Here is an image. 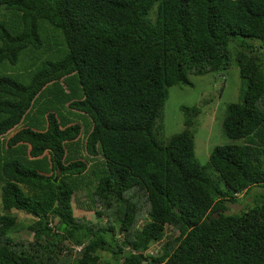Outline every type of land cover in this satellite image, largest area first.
<instances>
[{
    "label": "trees",
    "instance_id": "obj_1",
    "mask_svg": "<svg viewBox=\"0 0 264 264\" xmlns=\"http://www.w3.org/2000/svg\"><path fill=\"white\" fill-rule=\"evenodd\" d=\"M2 7L12 14L0 21V264H264V55L243 41L264 46V0ZM26 59L25 76L5 69ZM231 64L243 85L221 122L232 142L200 165L190 108L180 133L157 140L167 89L223 79ZM73 201L106 222L75 218ZM19 214L26 242L14 237Z\"/></svg>",
    "mask_w": 264,
    "mask_h": 264
},
{
    "label": "rangeland",
    "instance_id": "obj_2",
    "mask_svg": "<svg viewBox=\"0 0 264 264\" xmlns=\"http://www.w3.org/2000/svg\"><path fill=\"white\" fill-rule=\"evenodd\" d=\"M11 14L12 11H5L3 7L0 8V21L8 23V17L11 16ZM42 24L43 23H41V28L38 27V31L39 33L47 36V34H45V31L48 30V25L46 26V28H42ZM42 38L44 37H42L41 35V39ZM59 41L60 40H58V42ZM243 41L246 44L254 47V53L262 58V56L264 55L263 45H261L257 40L243 39ZM52 44L53 43L49 42L51 48L56 47ZM59 47L61 48L62 46ZM59 47L55 48L53 51L59 50ZM28 63L29 62L26 59L14 66H9V68L5 67V69H9V72H11V74H15L16 72H18L22 76H25L26 73L30 71V67L27 66ZM217 75L218 74H206L201 76L189 75L188 80L190 85H183L182 87H169L167 89V98L163 105V109L159 113L155 125L157 127L156 130L160 129V131H155L154 136L156 137V139L167 141L184 129L183 122L185 121V116L184 114H182L181 108H190L198 111L195 114L191 113L192 124L189 131L193 135L192 140L194 158L200 165L203 166H206L208 161V154L211 152L213 147L217 145L229 144L232 142L222 134L221 122L224 117L225 106L228 103L238 102L240 91L243 88L242 82L240 81L238 76L237 68L233 64H231L229 68L224 72L223 79H221ZM195 110L191 112H195ZM93 184L94 183H91L90 187ZM258 191V188H253L248 193L235 195V201L226 205L227 209L229 210L226 211V213L230 214L233 212H239L244 207L245 203H250L253 194ZM80 195L83 196V194ZM86 201L87 200L82 202L86 204ZM73 204L74 201L72 202V206ZM77 208L80 209V211H78ZM83 211L88 213L84 215L82 213ZM12 214L15 215L16 213L13 212ZM73 216L78 219H87V221L91 223L102 224L104 222L103 217H94L92 209L85 210L81 206H73ZM17 218L20 220V223L24 224V227L22 226V229L18 230L14 237L15 239H20L26 242L30 240V233L24 228L29 222L30 217L28 215L19 214ZM138 224H140V222H138ZM155 247L156 246L154 245V248ZM156 252L157 251H154V249H149L147 252L148 256L145 257L146 259L144 263L149 262V258H151L152 256H156ZM98 254L99 256H101V259L110 261L109 258L111 257V254L109 252L98 251ZM99 264L102 263L100 262Z\"/></svg>",
    "mask_w": 264,
    "mask_h": 264
},
{
    "label": "clouds",
    "instance_id": "obj_3",
    "mask_svg": "<svg viewBox=\"0 0 264 264\" xmlns=\"http://www.w3.org/2000/svg\"><path fill=\"white\" fill-rule=\"evenodd\" d=\"M73 206H74V204H73ZM73 206H72V203H71V211H72V214H73ZM94 217H95V215H94ZM78 219V218H77ZM80 219V218H79ZM81 220V219H80ZM84 220V219H83ZM85 221H87V220H85ZM87 222H89V221H87ZM106 222V219L104 218V222L103 223H105ZM91 223V222H90ZM102 223V224H103ZM92 224H97V223H92ZM101 224V223H100ZM81 249V246H73V250H74V252H78L79 250ZM149 249H151V248H149ZM148 249V250H149ZM148 250H147V252H148ZM158 251V250H157ZM147 252H146V255H148L147 254ZM156 253H158V252H156Z\"/></svg>",
    "mask_w": 264,
    "mask_h": 264
},
{
    "label": "crops",
    "instance_id": "obj_4",
    "mask_svg": "<svg viewBox=\"0 0 264 264\" xmlns=\"http://www.w3.org/2000/svg\"><path fill=\"white\" fill-rule=\"evenodd\" d=\"M77 210L80 211V209H78V208H77ZM82 213L85 215V214L88 213V212L83 211ZM93 214H94V213H93ZM80 219H81V218H80ZM86 220H87V219H86Z\"/></svg>",
    "mask_w": 264,
    "mask_h": 264
},
{
    "label": "built area",
    "instance_id": "obj_5",
    "mask_svg": "<svg viewBox=\"0 0 264 264\" xmlns=\"http://www.w3.org/2000/svg\"><path fill=\"white\" fill-rule=\"evenodd\" d=\"M151 249H154V251H157V248H156V247L154 248V245L152 246V248H151Z\"/></svg>",
    "mask_w": 264,
    "mask_h": 264
}]
</instances>
